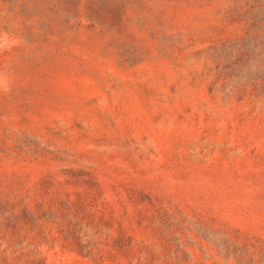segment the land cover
<instances>
[{"label":"rangeland","instance_id":"1","mask_svg":"<svg viewBox=\"0 0 264 264\" xmlns=\"http://www.w3.org/2000/svg\"><path fill=\"white\" fill-rule=\"evenodd\" d=\"M0 264H264V0H0Z\"/></svg>","mask_w":264,"mask_h":264}]
</instances>
